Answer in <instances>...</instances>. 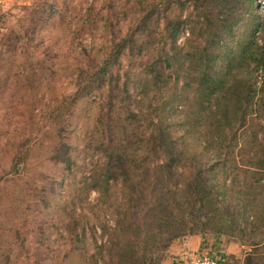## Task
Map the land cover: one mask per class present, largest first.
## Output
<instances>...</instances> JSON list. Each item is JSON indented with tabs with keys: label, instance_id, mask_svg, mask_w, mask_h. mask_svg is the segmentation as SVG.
<instances>
[{
	"label": "trees",
	"instance_id": "obj_1",
	"mask_svg": "<svg viewBox=\"0 0 264 264\" xmlns=\"http://www.w3.org/2000/svg\"><path fill=\"white\" fill-rule=\"evenodd\" d=\"M147 2L138 5L146 8ZM230 2L247 5L249 29L236 42L235 27L244 22L245 15L236 6L229 8ZM182 5L184 0L148 3L147 10L139 13L144 25L141 35L129 41V46L124 40L114 56L99 60L101 67L92 73L90 83L96 84L93 88L107 89L108 81L115 82L116 106L121 114L127 110L129 118L119 122L118 128L111 124L114 128L108 136L96 129L97 145L91 142L89 146L92 154L101 151L102 156L98 163H89L91 173L80 181L76 177L82 167L72 157L73 145L66 136L59 138L55 159L67 164L66 177L59 184L63 186L70 177L66 185L69 197L54 202L60 212L61 237L67 241L64 257L77 259V264H162L164 253L177 240L208 232L247 246L242 264H264V35H256L264 30V21L260 22L255 11V0H220L218 18L209 32L197 35L210 38L211 44L193 46L181 62L177 54L183 48L175 40L181 25L190 24L192 17L184 11L171 14ZM206 18L211 22V17ZM162 19L166 22L163 45L146 47L148 41L138 45L137 40L147 31L158 30ZM127 50L129 64L122 74V56ZM139 53L150 57V68L146 66L143 73L134 65ZM221 58L223 65L218 70ZM140 76L150 77L141 85L145 95L159 82L164 86L158 87L161 103L149 113L153 116L150 136L141 131L143 110L133 111L126 103L132 98L130 86ZM119 81L122 91H118ZM93 88L86 97L94 94V100L100 102L102 98ZM173 115L179 116L175 122ZM192 133L204 141L193 138ZM22 159L21 155L15 162ZM102 160L103 166H99ZM118 185L122 188L120 200L114 198ZM91 191L97 192L100 206L105 205L103 213L111 212L114 224L108 219L93 224L88 215L78 212ZM97 215L99 220L101 215ZM99 226L101 243L96 238ZM89 230L92 251L87 244Z\"/></svg>",
	"mask_w": 264,
	"mask_h": 264
},
{
	"label": "rangeland",
	"instance_id": "obj_2",
	"mask_svg": "<svg viewBox=\"0 0 264 264\" xmlns=\"http://www.w3.org/2000/svg\"><path fill=\"white\" fill-rule=\"evenodd\" d=\"M140 1L143 0H0V264H36L41 259H44L42 264H77V259L65 258L63 254L67 241L61 237L60 212L54 201L58 198L65 202L69 197L66 185L70 177L63 186L59 184L66 177L67 164L61 165L63 162L55 159L60 151L56 147L61 134L70 139L72 157L82 167L76 177L80 181L85 173L86 176L91 173L89 163H98L102 156L101 151L92 154L94 150L89 146L91 142L97 145L96 129L108 136L112 128L120 126L119 122L129 118L127 110L121 114L116 106L119 93L112 90L115 82L108 81L107 89L111 91L108 93L104 86L93 88L96 84L90 80L92 73L99 70L97 66L102 57L114 56L121 42L126 40L129 46V41L141 35L144 25L140 10H147L148 3L167 0H147L146 8L138 5ZM184 2L182 7L173 8L171 14L178 16L184 11V15L192 17L190 24L181 25L175 40V45L183 48L177 54V61L181 62L185 52L194 50L193 46L211 44L210 38L197 35L209 32L220 11V0ZM255 4V11L263 22L264 0H255ZM235 6L245 15V20L235 27L234 42L247 35L249 29L247 5L228 4L229 8ZM207 16L211 22L206 20ZM165 27L162 19L158 30L147 31L137 40L138 45L148 41L146 47L152 43L161 47ZM256 35L261 37L264 30ZM129 53V50L123 53L122 74L128 68L125 54ZM134 65L143 73L146 66L150 68V57L139 53ZM222 65L221 58L217 69ZM149 78L140 76L135 80L130 86L132 98L126 102L133 111L143 110L141 131L145 136H150L153 130L150 125L153 116L149 113L162 101L158 95V87L163 86L160 82L148 95L140 92L141 85ZM183 82L181 76L179 84ZM92 88L102 98L100 102L94 100V94L86 97ZM119 89L122 91V81ZM178 117L173 115L172 121ZM192 135L204 141L197 134ZM141 150L135 154L140 156ZM21 155L23 159L16 163ZM220 181L223 183L224 179ZM226 183L230 185V176ZM96 193L90 192L78 212L88 215L93 224L107 219L114 224L111 212L106 216L101 210L105 205L100 206ZM121 196L122 188L118 185L114 187V198L120 200ZM97 214L101 215L99 220ZM99 230L96 238L101 243ZM86 236L92 251L90 230ZM191 238H197L196 243L194 240L185 246ZM219 251L226 255V264H242L248 247L228 236L216 238L212 232L184 236L164 253L162 264H193L197 257Z\"/></svg>",
	"mask_w": 264,
	"mask_h": 264
},
{
	"label": "built area",
	"instance_id": "obj_3",
	"mask_svg": "<svg viewBox=\"0 0 264 264\" xmlns=\"http://www.w3.org/2000/svg\"><path fill=\"white\" fill-rule=\"evenodd\" d=\"M193 264H226V257L223 253L216 252L214 255H203L197 258Z\"/></svg>",
	"mask_w": 264,
	"mask_h": 264
},
{
	"label": "crops",
	"instance_id": "obj_4",
	"mask_svg": "<svg viewBox=\"0 0 264 264\" xmlns=\"http://www.w3.org/2000/svg\"><path fill=\"white\" fill-rule=\"evenodd\" d=\"M196 239H197V238H191L189 241H187V243H185V246L191 244V242H193L194 240H195L194 243H196ZM195 247H196V245H195ZM197 258H198V257H197Z\"/></svg>",
	"mask_w": 264,
	"mask_h": 264
}]
</instances>
